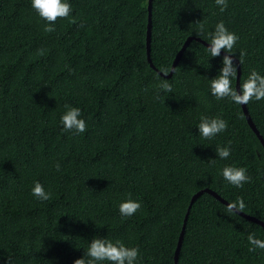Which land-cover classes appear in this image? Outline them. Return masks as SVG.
Segmentation results:
<instances>
[{
	"label": "trees",
	"instance_id": "trees-1",
	"mask_svg": "<svg viewBox=\"0 0 264 264\" xmlns=\"http://www.w3.org/2000/svg\"><path fill=\"white\" fill-rule=\"evenodd\" d=\"M68 2L70 16L48 33L31 0H0V264H73L94 236L138 248L136 264H175L190 197L204 187L228 202L243 198V212L264 222V147L241 104L210 93L224 55L211 58L193 38L171 75L160 73L188 36L209 42L223 21L238 36L239 86L252 70L264 75V0H227L224 11L215 0H151L154 67L148 0ZM200 20L206 31L197 35ZM65 105L81 109L84 133L62 130ZM246 108L264 139V100ZM201 117L228 128L206 140ZM223 146L228 159L215 153ZM228 165L245 167L251 182L229 184ZM36 181L51 199L32 195ZM129 198L141 208L121 216ZM253 233L264 240L263 226L202 192L177 264H264V249L249 251Z\"/></svg>",
	"mask_w": 264,
	"mask_h": 264
},
{
	"label": "clouds",
	"instance_id": "clouds-1",
	"mask_svg": "<svg viewBox=\"0 0 264 264\" xmlns=\"http://www.w3.org/2000/svg\"><path fill=\"white\" fill-rule=\"evenodd\" d=\"M220 10L224 11L227 7V0H215ZM31 7L35 13L45 21L44 31L51 33L55 31V23L58 19H66L72 12V6L68 0H31ZM198 31L197 35H202L206 31L205 24L200 20L195 23ZM208 47L207 51L211 58L218 57L223 50L226 55L222 58V67L218 74L210 79V93L217 100L225 98L230 99L236 104L246 105L249 102L264 100V75L252 70L237 89L233 86V80L237 77V67L231 58L232 50L238 41V36L229 31L223 21H219L214 30L207 32ZM43 55V52H40ZM243 55V53H241ZM167 72V70H165ZM174 71V69H173ZM160 89L167 93H172V85L167 80H162ZM159 98V97H157ZM65 111L60 117V123L64 132H73L82 134L87 130L86 121L81 118L82 112L79 107L70 105L64 106ZM199 135L210 140L228 128V122L220 117H201L198 126ZM217 157L228 159L231 155L229 146L217 147L215 150ZM57 171L61 170L59 162L55 164ZM223 178L231 185L241 188L244 184L251 182V177L247 174L245 167L225 166L222 169ZM32 195L42 201L51 199V193L46 192L43 185L36 181L31 190ZM246 205L243 198L237 197V200L226 205V211L230 214H237L245 209ZM141 208L137 200L131 198L123 201L119 205L121 216L130 217ZM249 243L253 246L249 251H255L257 248L264 249V240L257 239L255 234H249ZM139 256V249L136 247H127L121 241L112 240L105 237L94 236L88 244L84 256L74 260L73 264H136Z\"/></svg>",
	"mask_w": 264,
	"mask_h": 264
},
{
	"label": "water",
	"instance_id": "water-1",
	"mask_svg": "<svg viewBox=\"0 0 264 264\" xmlns=\"http://www.w3.org/2000/svg\"><path fill=\"white\" fill-rule=\"evenodd\" d=\"M147 8H148V15H147V36H146V41H147V58H148V61L150 62V64L154 67V65L152 64L151 60H150V57H149V36H150V26H151V0H148V4H147ZM195 38L196 40L202 42L204 45H206L207 47L209 46L207 41H205L204 39H201L200 37H197V36H188L182 46L180 47V49L178 50L176 56L174 57L173 61H172V64H171V67H170V70L167 74L165 73H162L160 72L162 75L164 76H170L173 69H174V66L176 65L177 61L179 60L180 58V55L183 51V49L185 48V46L188 44V42ZM221 54L222 55H226L227 53H225L223 50H221ZM231 55V58L232 60L235 62L236 64V67H237V77H236V88L238 89L239 88V75H240V65H239V61L237 59V57H235L234 55L230 54ZM242 106V109H243V112H244V115L246 117V120L249 124V126L251 127V129L255 132V134L257 135V137L259 138L262 146L264 147V139L263 137L261 136V134L259 133L258 129L256 128L251 116L249 115L248 111H247V108H246V105H241ZM202 192H207L211 195H213L216 199H218L220 202L224 203V204H228L230 202H228L226 199H224L223 197H221L218 193H216L214 190H212L211 188L209 187H204V188H200L198 189L196 192H194L191 197H190V201H189V204L187 206V209H186V212H185V215H184V219H183V223H182V226H181V229H180V233H179V236H178V240H177V243H176V248H175V252H174V262L175 264H177V257H178V253H179V249H180V245H181V241H182V237H183V233H184V227H185V221L187 219V214L189 212V208H190V205L191 203L202 193ZM238 214H240L241 216L247 218V219H250L258 224H260L261 226L264 227V222L260 219H258L257 217L253 216V215H250V214H247L245 212H239Z\"/></svg>",
	"mask_w": 264,
	"mask_h": 264
}]
</instances>
